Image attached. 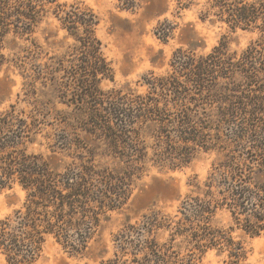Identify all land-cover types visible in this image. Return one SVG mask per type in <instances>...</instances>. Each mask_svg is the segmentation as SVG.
Segmentation results:
<instances>
[{
	"label": "trees",
	"instance_id": "1",
	"mask_svg": "<svg viewBox=\"0 0 264 264\" xmlns=\"http://www.w3.org/2000/svg\"><path fill=\"white\" fill-rule=\"evenodd\" d=\"M171 2L177 15L199 9L203 22L260 37L239 53L225 35L203 54L189 35L167 75L144 79L146 93L105 91L101 85L114 80V71L91 8L0 0V71L11 62L7 47L31 44L12 62L28 79L25 103L32 106L0 112V192L19 186L27 195L0 222L3 264H39L50 240L87 255L102 217L127 204L150 163L177 170L200 152L221 158L204 183L193 182L177 214L151 211L128 223L115 237L113 255L105 258L104 251L95 264H198L210 251L226 255L223 264H245L246 247L234 233L264 234V0ZM49 15L73 44L42 64L32 37ZM174 32L166 20L156 36L167 43ZM55 102L68 110L58 112ZM35 144L47 153L34 151ZM223 215L227 228L216 221Z\"/></svg>",
	"mask_w": 264,
	"mask_h": 264
},
{
	"label": "rangeland",
	"instance_id": "2",
	"mask_svg": "<svg viewBox=\"0 0 264 264\" xmlns=\"http://www.w3.org/2000/svg\"><path fill=\"white\" fill-rule=\"evenodd\" d=\"M124 2L125 0H59L61 4H82L91 8L99 17L96 34L102 43L103 54L111 62L114 71V80L104 81L101 85L105 91L131 89L139 94L146 93L144 79L152 74L156 77L167 75L172 70L174 53L182 47H189V35L194 38L191 42L200 46L198 53L203 54L211 52L225 35H229L231 40V51L239 53L260 37L257 33L242 31L231 34L225 25L209 20L203 22L199 18V9L183 11L177 15L176 6L171 0H131L130 9L124 8ZM166 20L174 26L175 32L169 42L163 43L156 36V30ZM66 35L67 33L60 29L59 22L49 15L32 37V41L41 47L43 52V58L41 57L38 63L43 64L48 58L64 53L65 49L73 44L72 39L64 40ZM53 43L58 47H54ZM30 45L28 42L18 41V44H12L4 51L6 58L11 62L0 71V112L16 104L20 109H32V106L25 103L27 99L24 96L28 90V79L24 78L25 73L12 62L17 56L23 57L25 53L21 51ZM55 109L58 112L68 110L61 104H56ZM52 117L48 119L49 122L54 121ZM61 126L60 124L58 128H47L45 134H53L55 128L60 131ZM32 149L47 153L46 148L40 144H35ZM220 158L217 152H200L191 164L177 170L161 168L150 163L148 172L142 181L136 183L127 204L118 210L107 212L102 217L101 227L91 242L87 255L72 254L70 250L50 240L39 264H95L101 261L100 254L104 251H107L106 256L103 254L105 258L111 257L115 252V237L128 223L140 222L143 216L151 211L176 215L182 202L193 191V182L204 183ZM26 196V192L19 186L1 191L0 222L22 208ZM216 221L219 227L227 228L230 224L226 215L219 216ZM234 236L241 239L246 247L245 264H264V234L253 238L237 232ZM226 257L219 256L216 251H210L198 264H223ZM0 264H3L1 257Z\"/></svg>",
	"mask_w": 264,
	"mask_h": 264
}]
</instances>
